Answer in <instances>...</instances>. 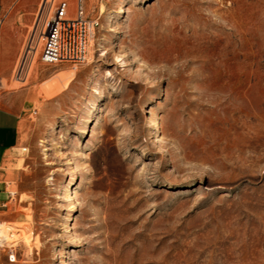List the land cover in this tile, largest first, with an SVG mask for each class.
I'll return each mask as SVG.
<instances>
[{
  "label": "rangeland",
  "instance_id": "374dc122",
  "mask_svg": "<svg viewBox=\"0 0 264 264\" xmlns=\"http://www.w3.org/2000/svg\"><path fill=\"white\" fill-rule=\"evenodd\" d=\"M32 41L0 81L22 113L0 264H264V0L104 2L81 65Z\"/></svg>",
  "mask_w": 264,
  "mask_h": 264
},
{
  "label": "built area",
  "instance_id": "2783aa9c",
  "mask_svg": "<svg viewBox=\"0 0 264 264\" xmlns=\"http://www.w3.org/2000/svg\"><path fill=\"white\" fill-rule=\"evenodd\" d=\"M96 1L99 16H90L85 10V0H77L76 14L72 17L66 0H42L34 24L36 31L39 30L43 36L42 50L39 54L41 63L49 66L86 63L90 42L100 26L102 6L104 2L113 0ZM28 47L21 56L23 58L19 65L18 78L23 76ZM8 187L6 184V191L12 202L17 193L9 190ZM0 249H8L9 261L11 263L16 261V240L12 235L0 231Z\"/></svg>",
  "mask_w": 264,
  "mask_h": 264
},
{
  "label": "crops",
  "instance_id": "0c3cea01",
  "mask_svg": "<svg viewBox=\"0 0 264 264\" xmlns=\"http://www.w3.org/2000/svg\"><path fill=\"white\" fill-rule=\"evenodd\" d=\"M66 1L69 4V0ZM41 2L42 0H0V81L12 80ZM75 3L77 4V0ZM91 7L92 0H85V10L90 16ZM75 14L71 16L74 17ZM36 34L40 36L39 32ZM28 49L29 57L33 41ZM7 100L8 97L0 95V214L7 212L5 208L10 202L6 184L1 178L6 175V166L16 155L22 140V113L10 108Z\"/></svg>",
  "mask_w": 264,
  "mask_h": 264
},
{
  "label": "bare ground",
  "instance_id": "6f19581e",
  "mask_svg": "<svg viewBox=\"0 0 264 264\" xmlns=\"http://www.w3.org/2000/svg\"><path fill=\"white\" fill-rule=\"evenodd\" d=\"M42 34V33H41ZM42 39H43V36H42ZM27 63V62H26ZM25 63V64H26ZM8 225H5V223H2V222H0V231H2L3 233H6L7 235L9 234V236H11V234H10V231H11V228H6ZM21 231V230H20ZM30 234V233H29ZM30 236V235H29ZM27 237V239H25V240H27V244H28V246L29 247H32V244H33V241L31 240V238L30 237Z\"/></svg>",
  "mask_w": 264,
  "mask_h": 264
}]
</instances>
